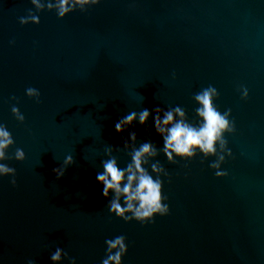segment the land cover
Returning a JSON list of instances; mask_svg holds the SVG:
<instances>
[{
  "label": "water",
  "instance_id": "95a60500",
  "mask_svg": "<svg viewBox=\"0 0 264 264\" xmlns=\"http://www.w3.org/2000/svg\"><path fill=\"white\" fill-rule=\"evenodd\" d=\"M30 9L39 25L20 23ZM209 85L237 129L225 133L229 175H215L216 157L170 163L160 151L151 163L169 173L160 179L170 214L146 224L113 215L114 193L104 197L97 180L105 149L121 169L131 162L130 132L136 147L163 149L155 109L180 106L198 125L193 97ZM143 109L152 113L146 125L115 130ZM0 124L15 141L7 155L26 154L2 161L17 184L0 176V264H53L57 247L76 264H102L105 241L120 235L123 264H264V0H101L63 19L31 0H0ZM70 154L75 163L58 179L53 169Z\"/></svg>",
  "mask_w": 264,
  "mask_h": 264
},
{
  "label": "clouds",
  "instance_id": "9594fccd",
  "mask_svg": "<svg viewBox=\"0 0 264 264\" xmlns=\"http://www.w3.org/2000/svg\"><path fill=\"white\" fill-rule=\"evenodd\" d=\"M31 3L37 12L55 11L58 17L63 19L77 9L82 12L87 11L88 6L98 5L101 0H55V2L53 0H31ZM40 22L39 16L31 9L27 17H20V23L23 25L29 23L39 25ZM12 43L14 44L15 41ZM242 93V98L247 100L249 92L246 87L242 88ZM26 94L40 103L41 93L38 89L29 87L26 89ZM218 97L219 92L211 85L194 95L193 98L199 105L195 109L200 119L198 125L189 122L186 111L180 106L167 110L156 108L155 129L163 137V149L158 150L152 142H143L136 147L137 135L135 132H130L132 143L125 141L124 149H130L131 162L123 169L118 166L117 157L113 155L114 148L105 149L109 159L102 161L103 172L97 174V180L103 185L104 197H109L110 193H114L108 204V209L113 215L126 222L136 220L146 224L149 221L154 223V217L157 214L160 216L170 214V207L164 202L166 199L163 196L164 182L160 179L161 176H169V173L159 161L151 163L152 158L157 157L160 151H163L170 163H176V157L185 160L195 158L198 152L203 153L205 158L216 157V160L210 164V167L215 170V175L219 178L229 175L227 171L221 170L226 157L233 156V152L228 147V141L225 139V133L234 134L237 129L235 122L230 119L231 109L223 114L217 110L215 100ZM12 99L16 100L17 97L13 96ZM12 112L18 121L21 123L25 121V116L18 107L13 106ZM151 115L148 109L139 112L131 111L115 124V130L123 133L126 127L133 125L137 120L141 125H146ZM14 144V138L7 126L0 124V176H12L13 186L17 184L16 169L2 161L15 159L22 162L26 159V154L21 148L16 149L14 156L7 155V150ZM115 150L120 151L121 149L116 148ZM74 163L73 155L66 156L63 165L53 169L57 178L63 177L67 168ZM146 165H150L151 171L156 174L155 179L145 167ZM126 239L125 236L120 235L105 241L107 256L102 260V264H123V257L128 252ZM65 258L70 264H76L75 258L69 256L60 247H57L50 255L53 264H61ZM27 264H36V260L29 259Z\"/></svg>",
  "mask_w": 264,
  "mask_h": 264
}]
</instances>
